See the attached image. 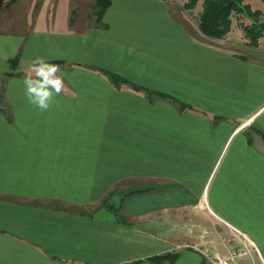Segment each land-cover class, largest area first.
<instances>
[{
    "label": "crops",
    "instance_id": "1",
    "mask_svg": "<svg viewBox=\"0 0 264 264\" xmlns=\"http://www.w3.org/2000/svg\"><path fill=\"white\" fill-rule=\"evenodd\" d=\"M39 2L0 0V264H210L234 231L263 264L264 38L207 37L167 0L77 28L31 20ZM36 57L66 87L46 112L25 96Z\"/></svg>",
    "mask_w": 264,
    "mask_h": 264
},
{
    "label": "trees",
    "instance_id": "2",
    "mask_svg": "<svg viewBox=\"0 0 264 264\" xmlns=\"http://www.w3.org/2000/svg\"><path fill=\"white\" fill-rule=\"evenodd\" d=\"M264 1V0H263ZM111 5V0H97L98 21H102L106 10ZM202 6V12L199 18V29L203 35L222 39L226 37L233 27L234 16L238 17L243 31L245 32L247 43L253 47L258 46L261 39L264 38V13L260 10L252 9L246 0H186L184 7L186 10H195ZM116 87L127 81L111 72H105ZM136 90H142L141 87L134 85ZM186 108V105H182ZM104 204V203H103ZM107 201H105V205ZM166 257H154L153 262L158 263ZM175 258V257H173Z\"/></svg>",
    "mask_w": 264,
    "mask_h": 264
},
{
    "label": "rangeland",
    "instance_id": "3",
    "mask_svg": "<svg viewBox=\"0 0 264 264\" xmlns=\"http://www.w3.org/2000/svg\"><path fill=\"white\" fill-rule=\"evenodd\" d=\"M40 2L42 0H39ZM54 2L48 6L42 7L39 2L38 6L33 7L31 14L28 16L31 20L39 16L42 9H46L49 20H53L54 23L59 25H69L71 28H77L87 23V19L90 17L89 24H98V16L96 8L97 0H53ZM171 11L181 20H183L191 29L199 26V18L202 12V6H198L195 10H186L184 7L186 0H167ZM247 4H250L252 9L260 10L264 13V1L263 0H246ZM28 18V19H29ZM238 17L233 18V27L237 32L240 30L242 37L246 39L245 32L243 31ZM69 23V24H68ZM87 23V24H88ZM193 255L189 251H183L179 261L176 264H208L201 256V263H193L192 261L186 262V256ZM258 264V263H257Z\"/></svg>",
    "mask_w": 264,
    "mask_h": 264
},
{
    "label": "clouds",
    "instance_id": "4",
    "mask_svg": "<svg viewBox=\"0 0 264 264\" xmlns=\"http://www.w3.org/2000/svg\"><path fill=\"white\" fill-rule=\"evenodd\" d=\"M61 72L59 64L48 63L43 57H36L25 74V96L41 112L48 111L57 103L55 98L66 91L63 76L59 75Z\"/></svg>",
    "mask_w": 264,
    "mask_h": 264
},
{
    "label": "built area",
    "instance_id": "5",
    "mask_svg": "<svg viewBox=\"0 0 264 264\" xmlns=\"http://www.w3.org/2000/svg\"><path fill=\"white\" fill-rule=\"evenodd\" d=\"M234 236L238 245L230 248L227 254L223 256L206 254L210 264H257L254 254H258V251L253 242L238 231H234Z\"/></svg>",
    "mask_w": 264,
    "mask_h": 264
}]
</instances>
